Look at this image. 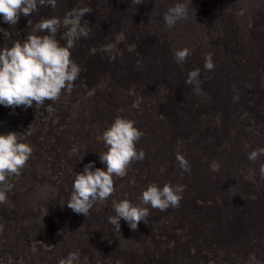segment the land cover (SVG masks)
<instances>
[{
	"label": "rangeland",
	"instance_id": "1",
	"mask_svg": "<svg viewBox=\"0 0 264 264\" xmlns=\"http://www.w3.org/2000/svg\"><path fill=\"white\" fill-rule=\"evenodd\" d=\"M157 1L67 0L57 2L60 13L38 4L16 25L0 15V51L24 41L42 18L59 17L56 38L71 45L80 69L71 92L54 102L0 104V133L15 132L33 149L19 174L0 184L7 197L0 203V264H59L70 252L79 253L77 264H264V235L249 232L220 248L194 233L224 235L226 224L241 232L254 218L264 222V155L248 158L264 147V88L247 89L264 73V0ZM177 2L189 4L188 16L169 28L163 17ZM82 8L91 12L80 16ZM192 23L195 35L187 34ZM72 29L75 35L63 39ZM226 37L233 48L221 55ZM185 47L190 55L178 63L175 51ZM209 53L212 70L204 68ZM229 68L236 82L224 87ZM194 69L200 70L198 87L186 83ZM117 117L135 122L142 132L136 148L145 155L114 177L113 194L85 217L66 203L85 165L107 170L98 137ZM235 149L241 155L232 160ZM167 183L184 186L179 206L150 208L147 223L135 231L123 219L121 232L109 222L113 201L141 205L149 185ZM164 246L168 252L160 258L150 254Z\"/></svg>",
	"mask_w": 264,
	"mask_h": 264
},
{
	"label": "clouds",
	"instance_id": "2",
	"mask_svg": "<svg viewBox=\"0 0 264 264\" xmlns=\"http://www.w3.org/2000/svg\"><path fill=\"white\" fill-rule=\"evenodd\" d=\"M67 0H0V15L9 25H16L20 16H30L39 6H50L60 13L57 2ZM75 2V0H72ZM101 2V1H100ZM156 3H160L158 0ZM161 7V6H160ZM189 4L177 2L164 14V22L172 28L178 21L188 16ZM90 8L79 9L78 14L84 16L90 13ZM61 25L59 17L42 18L26 39L16 42L10 48L0 51V104L4 106L32 107L47 101H56L62 91L71 92L73 83L79 74V66L71 59L70 44L61 45L56 34ZM47 31L46 35L38 33ZM75 29L63 34L67 40L75 35ZM79 32L88 35V29L81 27ZM190 50L177 49V62H183ZM204 68L212 70L214 62L212 54L205 57ZM200 70H192L187 77V84H196ZM63 97L62 99H64ZM138 106L134 104V107ZM41 124V122H39ZM142 132L130 119L117 117L98 139L105 144L106 151L100 154V159L106 163L107 170L95 168L92 162L85 165L84 171L77 173L72 185V192L67 201V207L77 214L87 216L96 202H105L114 192V177H123L127 174V167L133 160L144 158V151H137L136 142ZM33 149L25 142H20L15 132L0 133V184L6 182L9 175H18L31 156ZM264 155V147L249 153V159L255 161ZM177 161L185 171L189 170V163L182 153H177ZM213 171L218 170L219 164L211 165ZM261 174L264 175V164L261 165ZM183 185L173 186L170 183L160 187L149 185L141 196V205H134L127 199L113 201L115 215L109 217L117 231L121 232V219L128 222L130 229L135 231L141 221L147 223L149 209L166 211L170 206H179ZM6 192L0 190V203L6 202ZM143 205V206H142ZM78 252H70L59 264H77ZM253 259L254 254H253Z\"/></svg>",
	"mask_w": 264,
	"mask_h": 264
},
{
	"label": "bare ground",
	"instance_id": "3",
	"mask_svg": "<svg viewBox=\"0 0 264 264\" xmlns=\"http://www.w3.org/2000/svg\"><path fill=\"white\" fill-rule=\"evenodd\" d=\"M227 1H228V3H236V0H227ZM231 21H232V18H229L228 19V22L231 23ZM194 25H193V23L192 24H188V30H189V32H187V34H189V35H195V34H197L198 31L197 32L196 31H190V29H189V26H192V29H197ZM231 27H233V24L232 23L230 24V28ZM185 28H186V26H185ZM233 28H235V26ZM222 43H223V46L220 49V54L221 55H229L230 54V49L233 48V47H232V44H231L230 40L228 39V37H226L222 41ZM215 53L217 54L216 50H215ZM217 58L219 60H221V63L222 62H225L223 59H220V57H219L218 54H217ZM225 76H226V78H225L226 79V82L222 81V85L224 87H227V86H229V84H234L236 82V80H235V77L236 76L234 77V70L233 69L229 68L227 70V73H225L224 77ZM260 78H262V81L254 84V85H250L247 88L248 91L251 90L252 88H259L260 86H263V88H264V73L261 74ZM215 108L218 109L219 108V105L217 104ZM261 114L264 117V102L263 101L261 102ZM233 152H235V156L232 158V160L234 158H236V157H240L241 153H240L239 149H235ZM182 210H183V208H182ZM246 210H247V206H246V204H243L242 205V212L243 213H246ZM172 216L175 217L174 215H172ZM259 223L264 225V222H263L262 219L257 220V219L254 218L253 221H251V222L249 221L248 225L245 226L246 227L245 230L244 231H241V232L235 226H234V231H232V228L228 224H226V229L227 230H226V232H225L224 235H221V234L220 235H212V236L211 235H205V234H202L199 230H196V229L194 230V233L196 235L202 236V240L205 243H213L216 246L222 248V243H229V242H231V243H229V245H230V244H232V242L238 241L241 235L247 234L249 232H252V233H254L257 236H263L264 235L263 225L262 226H259L258 225ZM167 252H168L167 247L164 246V247H161V251L160 252H152L150 254L157 256V259H158V258H160V255H162L163 253H167ZM257 261L259 262V260H257ZM257 261H256V263H257ZM259 264H263V263L260 262Z\"/></svg>",
	"mask_w": 264,
	"mask_h": 264
}]
</instances>
